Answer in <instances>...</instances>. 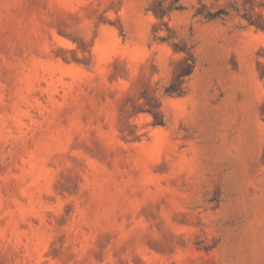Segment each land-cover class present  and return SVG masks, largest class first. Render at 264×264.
I'll use <instances>...</instances> for the list:
<instances>
[{"label":"rangeland","instance_id":"obj_1","mask_svg":"<svg viewBox=\"0 0 264 264\" xmlns=\"http://www.w3.org/2000/svg\"><path fill=\"white\" fill-rule=\"evenodd\" d=\"M151 1L0 0V264H264V0Z\"/></svg>","mask_w":264,"mask_h":264},{"label":"trees","instance_id":"obj_2","mask_svg":"<svg viewBox=\"0 0 264 264\" xmlns=\"http://www.w3.org/2000/svg\"><path fill=\"white\" fill-rule=\"evenodd\" d=\"M199 7L195 10V15L202 17L207 21L222 20L230 14L228 8H216L215 10H208L206 5L202 3V0H198ZM182 0H152L148 6V11L152 13L154 18L160 22L168 30L167 22L165 19L174 11L183 9ZM236 11V10H235ZM242 18L252 26L259 29H264V25L260 22H254L250 18L242 16ZM175 52H181L184 54L182 61L175 72L173 78L169 84L165 87L164 92L171 96H181L186 91V82L191 76L195 68V56L190 48L180 46L178 43L173 42L171 44ZM153 119V125H162V114L159 110V105L156 104L155 108L150 107L146 110Z\"/></svg>","mask_w":264,"mask_h":264}]
</instances>
